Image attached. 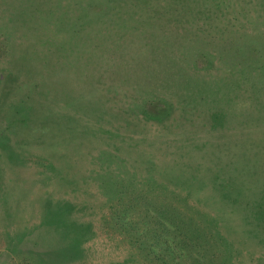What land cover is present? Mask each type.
I'll return each instance as SVG.
<instances>
[{
	"label": "rangeland",
	"instance_id": "obj_1",
	"mask_svg": "<svg viewBox=\"0 0 264 264\" xmlns=\"http://www.w3.org/2000/svg\"><path fill=\"white\" fill-rule=\"evenodd\" d=\"M0 264H264V0H0Z\"/></svg>",
	"mask_w": 264,
	"mask_h": 264
}]
</instances>
